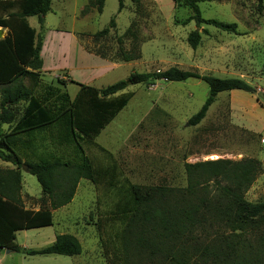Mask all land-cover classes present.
<instances>
[{"label": "rangeland", "instance_id": "374dc122", "mask_svg": "<svg viewBox=\"0 0 264 264\" xmlns=\"http://www.w3.org/2000/svg\"><path fill=\"white\" fill-rule=\"evenodd\" d=\"M52 0V13L45 17L48 41L53 38V27L64 31H85L79 35L90 53L107 58L121 66L110 73L95 88L106 87L126 79L131 72L164 71L170 67L196 71L216 78H238L255 88V94L242 91L221 93L208 109L205 118L196 126L188 120L202 106L208 96L205 83L155 81L152 84L130 85L124 93L131 94L126 107L101 131L91 143L76 141L92 165L106 172L99 185L80 180L73 200L68 207L53 217L54 231L76 237L81 254L74 257L58 255L25 256L17 253L0 254V264H123L119 234L123 225L121 209L131 207L128 187L166 186L184 188L186 177L184 164L245 158L258 160L263 168L245 194L248 202L264 201V0L261 8L256 0H207L197 3L204 19H214L236 25V33H226L211 26L199 28L200 42L195 49L187 44V36L196 30L193 22L184 25L192 13L184 0H142L134 4L124 0V8L118 11V0H105L98 14L73 17L76 9L86 0ZM116 27L107 36L94 37V33L106 28L112 18ZM76 18V19H75ZM37 18L29 19L36 25ZM72 27V28H71ZM128 31L126 36L124 32ZM7 30H2L1 36ZM118 38L121 43L118 44ZM58 44V42H56ZM69 40H60V46L70 47L73 59L92 64L98 59L80 57L79 48ZM119 49L133 51L139 58L122 64ZM57 62V61H56ZM78 64V63H77ZM62 61L51 67H64ZM75 69L77 66H71ZM87 71L71 72L74 81ZM52 77L40 73L34 95L51 94L49 88H58L72 99L78 87L68 84L63 73ZM27 83V82H26ZM119 94V93H118ZM122 94V93H121ZM24 105L16 109L20 115ZM10 127L3 126L4 134ZM48 132L36 134L26 145L27 150L18 153L23 159L33 161L50 157L72 161L79 150L75 143L53 142ZM102 148L103 150L99 149ZM3 163L0 161V165ZM23 176V193L34 198L41 196L36 179L27 172ZM34 238H16L28 249H41L50 245L48 238H41V231H30ZM41 233V234H39ZM53 234V232H52ZM131 247L135 249L131 239ZM131 264H143L141 255L129 250Z\"/></svg>", "mask_w": 264, "mask_h": 264}, {"label": "trees", "instance_id": "16d2710c", "mask_svg": "<svg viewBox=\"0 0 264 264\" xmlns=\"http://www.w3.org/2000/svg\"><path fill=\"white\" fill-rule=\"evenodd\" d=\"M105 0H88L81 11L100 14ZM118 0V13L124 8ZM142 0H132L139 4ZM192 15L185 20L196 30L187 36V44L195 49L200 42L199 28L211 26L226 33H236V25L204 19L197 3L207 0H184ZM261 8L262 0H256ZM51 0H0V28L7 30L0 39V161L12 169L0 168V252L25 256L58 255L74 257L81 254V245L72 235H59L41 249H24L15 243V233L52 225L51 211L68 205L74 198L80 180L99 185L106 172L95 168L80 150L76 141L91 143L122 111L131 94L118 93L130 85L152 84L155 81L185 82L196 80L208 87V96L200 109L188 120L198 125L221 93L242 91L255 94V88L238 78L220 79L196 71L170 67L164 71L137 73L104 88L78 87L70 99L66 93L49 88L51 94L36 96L42 60V35L28 24L36 17L40 29L50 11ZM116 27L115 18L93 36H107ZM128 31L124 32L126 36ZM121 43L118 38V44ZM122 63L139 58L133 51L119 49ZM27 82V83H26ZM264 100V93L262 94ZM24 105L17 118V108ZM48 132L59 146L73 144L79 148L72 161L50 157L28 161L18 153L27 150L30 139ZM103 150L102 148H99ZM28 151V150H27ZM38 182L42 198L37 212L25 209L21 200L22 166ZM186 186L140 187L129 185L130 208L121 209L122 231L119 234L123 264L129 250L141 255L143 264H264V201L248 202L245 194L263 168L258 160L217 159L184 164ZM131 239L135 249L131 247Z\"/></svg>", "mask_w": 264, "mask_h": 264}, {"label": "crops", "instance_id": "0c3cea01", "mask_svg": "<svg viewBox=\"0 0 264 264\" xmlns=\"http://www.w3.org/2000/svg\"><path fill=\"white\" fill-rule=\"evenodd\" d=\"M63 2H64V0H60L57 3H63ZM87 3H88V0H86V2L81 7L76 9L77 15L74 12L73 17L76 16V18H78L81 15V11L83 10V8L85 7V5ZM52 5L53 4H52V0H51L50 11L47 14L53 12V10H52L53 6ZM47 14H46V16H47ZM91 14H92V10L89 11L86 15H81V16H83L82 18H84L87 15H91ZM45 17H44V25H43L42 30L40 29V26H39L37 20H36V23H37V26H36V25H30V23H29V19L32 17L27 19L29 26L36 31V34L42 35V48L40 51V58L42 60V69L40 71L41 74L50 75L54 78V77H61V76H59L58 73H63L65 75L64 79L67 81V85H68V84H71L70 81H74V79L71 75V72H78L80 70L81 71H87V73L81 74L79 79L77 81L75 80L74 82L83 84L85 86L94 87V84L100 83L110 73H112L114 70L119 68V66H121V63H118V64L111 63L107 58H104L100 55H96L94 53H90L88 50H86L84 43H82V44L79 43L80 40L78 37L79 35L91 34V33L85 32V31L77 32L72 27H71L72 30L64 31L63 29H59L62 27H59V26L53 27V31H50V32L55 33L54 34V41H53V38H50L49 42H47L49 32L45 26V21H46ZM116 17H117V15L115 16V19H116ZM0 29H2V28H0ZM2 30H5V29H2ZM65 39L69 40L70 44H71V42H73L74 43L73 46L76 45L79 48L78 52L80 53L79 55L82 59H84L85 56H89V57L97 58L98 60L92 64H86V62H84V60H82L81 62H77L76 60L73 59L74 57L72 56V50L70 49V47H68L66 49V48L58 45L60 40H65ZM56 42H58V44H56ZM62 61L65 62L64 67L59 68V69H54V71H56L57 74L51 75L50 73L53 72V70H51V67H48V66H50V65L55 66L58 63H61ZM122 64H126V63H122ZM71 66H77V68L75 69L74 67H72V69H71ZM100 88H104V87H100ZM100 88H97V89H100ZM124 91L120 92L119 94L124 93ZM119 94H117V95H119ZM2 163L3 164L0 165V168H2V169H7V168L12 169L13 168V166L9 163H4V162H2ZM22 173H23V171H22ZM22 173H21V187H22V182H23ZM20 194H21V200H22V203H23V206L25 209H28V210H31L34 212H37L40 209V206L42 204L41 198L43 197L42 193H41L40 197L34 198L31 195H29L28 193H23V187H22ZM42 205L48 206V203H44ZM68 205H66V206L68 207ZM66 206L51 211L52 225L50 227L16 232L15 233V243H16V238H34L31 235L30 231L38 230V231H41V233L43 234L41 238H48L50 244H52L57 236L64 235V233H62V232L54 231L53 217L57 212L64 209ZM52 232H53V234H52ZM41 233H39V234H41ZM17 245L20 248L28 249L27 247H25V245L23 243H21V245L20 244H17ZM1 253H2V255L4 253L9 254L6 251H2V252H0V254Z\"/></svg>", "mask_w": 264, "mask_h": 264}, {"label": "water", "instance_id": "95a60500", "mask_svg": "<svg viewBox=\"0 0 264 264\" xmlns=\"http://www.w3.org/2000/svg\"><path fill=\"white\" fill-rule=\"evenodd\" d=\"M1 32H2V29H0V39L1 38H3L2 36H1ZM22 170L24 171V172H27V169H26V167L23 165L22 166ZM7 253H9L8 251H6Z\"/></svg>", "mask_w": 264, "mask_h": 264}]
</instances>
